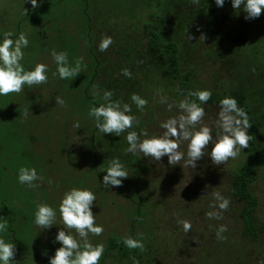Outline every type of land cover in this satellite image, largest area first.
<instances>
[{"label":"rangeland","instance_id":"1","mask_svg":"<svg viewBox=\"0 0 264 264\" xmlns=\"http://www.w3.org/2000/svg\"><path fill=\"white\" fill-rule=\"evenodd\" d=\"M41 11L56 19L51 21L45 14L41 21ZM245 15L242 9L234 11L230 0H224L222 7L213 0H43L35 9L27 0H0V33L11 31L13 38L24 33L29 41L20 61L24 69L35 63L48 67L45 82L22 86L20 92L11 93L8 102L0 96V113H7L0 120V138H7L0 141V218L7 221L0 238L14 244L12 264H48V257L59 246L55 233L63 228L58 204L72 187L95 194L90 207L103 231L98 236L89 233L87 239L104 246L97 264L133 263L120 258L111 247L112 239L140 238L144 249L148 235H153L155 245L169 248L165 239L170 241L181 233L191 237L204 234L206 240L200 242L209 246L229 239L228 244L232 243L222 248L250 256L241 264L264 261L263 244L241 238L237 204L227 194L231 173L254 155L249 143L223 163H212L208 144L194 166H188L185 159L170 165L166 156L155 160L127 151L124 137L128 130L119 136L102 134L88 115L89 107L104 103L103 92L110 90L112 100L130 106L135 122L129 130L159 135L164 131L160 123L179 113L176 105L185 98L179 82L185 72L192 74L193 90L227 95L243 91L260 120L256 145L262 152L261 164L252 191L258 198L256 215L264 220V9L256 18L245 19ZM150 31L162 41L177 42L179 67L172 77L164 72L167 57L147 45ZM50 35L53 47L45 49L42 38ZM105 35L112 37V44L99 51L96 45ZM52 50L65 51L69 65L79 63L80 72L71 80L59 79ZM122 68L131 76L122 75ZM132 93L146 99L142 110L129 99ZM55 97H61L64 104H57ZM160 97L166 101L162 103ZM203 107L200 124L207 125L215 138L219 105ZM74 121L79 122V128L73 127ZM186 144L181 141L177 150L186 152ZM30 156L38 159L34 166L39 177L34 181L36 188H28L16 178ZM113 158L120 160L129 175L122 178L120 186L106 188L100 180ZM217 192L229 201L224 210L216 208L213 193ZM44 202L57 209L56 225L40 229L33 217L36 206ZM209 211L218 212L219 219L209 218ZM180 220L190 222L187 233ZM219 225L226 227L221 233L224 241L216 235ZM64 230L79 241L74 229ZM182 243L163 251L164 255L182 258L184 254L179 255L188 250ZM162 260L161 255L153 257V262ZM232 260L228 264H235Z\"/></svg>","mask_w":264,"mask_h":264},{"label":"clouds","instance_id":"2","mask_svg":"<svg viewBox=\"0 0 264 264\" xmlns=\"http://www.w3.org/2000/svg\"><path fill=\"white\" fill-rule=\"evenodd\" d=\"M43 0H27L32 9H35ZM198 3V0H192ZM217 7H222L224 0H213ZM234 11L241 9L246 13L245 19L256 18L264 9V0H230ZM29 44L24 33H19L13 38L11 31L0 33V96H6L9 93H18L22 86L39 85L46 81L48 67L44 63H35L33 67L25 70L20 61L23 59V49ZM112 44V37L103 36L97 43L99 51L106 50ZM52 60L55 62V74L59 79L71 80L80 72V64L69 65L68 56L65 51L52 50L50 52ZM121 74L130 77L131 73L127 68L121 69ZM113 93L110 90H104L102 100L104 103L90 106L88 110L89 117L95 121L96 128L102 133L115 134L119 136L125 132V141L127 142V151L141 153L142 156H151L159 160L162 156L167 157L168 163H178L182 159L186 160L188 166H194L195 161L205 153V146L211 144L207 149V155L212 163L219 164L228 158H235L242 148L248 147L249 135L246 129L249 127L248 117L243 108L238 107L237 100L233 96H224L218 103V113L216 120V136L212 135L207 125L200 124L204 116L203 105L209 100L211 92L208 89H196L189 91L187 96H194L195 100H189L187 97L180 100L176 107L179 113L175 117H169L160 123L164 130L162 134L148 135L147 131L142 129L139 133L132 129L135 117L130 114L131 109L128 103H122L118 100H112ZM138 110H142L147 103L146 99L136 93L129 97ZM164 103L165 97H160ZM199 101V103H197ZM57 104H64L61 97H55ZM169 108L171 104L167 105ZM27 115V111L25 112ZM200 124L199 127L197 125ZM74 128H79V122H73ZM143 137V138H141ZM214 140V142H212ZM181 141H187L186 152L178 151V144ZM103 176L100 183L104 187L120 186L122 178L129 174L125 171L119 159L110 160L106 169H103ZM17 182L28 188H36L34 183L39 179L34 167H20L17 173ZM216 201V208L224 210L228 207L229 201L220 193H213ZM95 200L93 191L87 188L72 187L65 191L59 201L58 211L60 222L63 228H58L54 240L59 242L53 254L48 257V264H97L103 252V244L93 245L87 239L88 234L100 235L103 227L96 224L91 211V205ZM57 209H54L46 203H40L36 206L33 221L40 229L48 228L56 219ZM209 218L219 219V213L209 211L206 213ZM179 223L185 233L191 228L190 222L180 220ZM7 221L0 218V232L5 231ZM64 229H74L79 241L71 232ZM226 231L224 225H219L216 230L217 238L222 239L221 233ZM123 245L129 249L143 250V243L140 238L127 236L123 238ZM15 252L14 244L0 238V264H12ZM133 264H136L133 259Z\"/></svg>","mask_w":264,"mask_h":264},{"label":"trees","instance_id":"3","mask_svg":"<svg viewBox=\"0 0 264 264\" xmlns=\"http://www.w3.org/2000/svg\"><path fill=\"white\" fill-rule=\"evenodd\" d=\"M190 1L191 0H188V3H190ZM45 14L47 15L48 13H43L41 11V16H42L41 21H43ZM48 16H50V18L52 19L51 21L56 19L54 16H51L50 14H48ZM33 18L37 19L36 16H34ZM38 37L39 36L36 33L37 40ZM42 39L44 41L45 49H50V48L52 49L54 38H52V36L50 35L49 38H47L46 40L44 38ZM37 40L36 42H38ZM147 45L152 49H160L161 52H163V55L167 57L168 61L164 65V72L168 77H172L173 74L177 72L179 67V56H178L179 51H178L177 42L172 40L162 41L159 39V36L156 32L150 31L149 38L147 40ZM191 82H192V74L190 72H185L182 75V78H180V82H179L180 92L185 97H187V99L195 100L196 98L194 96H187L189 91H193ZM224 96L235 97L237 100L238 107L243 108L244 111L246 112L249 123V127L246 129V132L250 137L248 143L250 147L254 150V155L252 159L242 164L231 173L229 189L227 194L228 197L230 199H233L237 204L238 215L241 218V222H242V226L240 228L241 238L248 240H259L261 242V245L263 244L264 247V220H261L256 215L258 198L252 191V184L257 178V168L261 164L262 152L261 149L256 145L258 125L260 124V120L253 113L251 105L247 101L244 92L241 90L234 91L232 92V94L229 95L221 94L219 92H211V96L205 104L219 105L218 101ZM16 97L18 99V96ZM3 99L5 102L10 101L11 93H9L6 96H3ZM197 103H199V101H197ZM16 105L17 104H14V107H16ZM18 112L22 114V112L20 111ZM0 114H1L0 120L3 116L7 117V113H5V111H2ZM13 120H14V116H13ZM1 135L3 136V134ZM6 139H7L6 137L0 138V141L2 140L4 141ZM2 145L3 142L2 143L0 142V147ZM36 157L30 156L29 161H26L24 163V167H26L27 165H28L27 167H34L35 160H38ZM9 165H11V163ZM46 199L48 200V198H45V200ZM44 203L47 204V202ZM181 234L174 236V238L170 239V241L165 239V244L166 245L169 244L168 246L169 248H164L163 246H159V244L155 245L154 243L155 238L153 235H148L149 241L147 245H145L143 250L126 248L123 245L122 242L123 240L118 241L112 239V241H110V244L111 247L116 248L120 258H126L127 260L130 261L134 259L133 255H135L137 258V259L135 258L137 261L136 264H226V263L228 264L232 259H233L232 261H234L235 264H241L242 262L246 263L247 260L250 259V256L249 254H247V252L239 251L238 249H235V251H231L229 249L227 250V248H222V246L228 244V242L230 241L229 239H226L225 240L226 242H221V243L217 242V244L214 243V244H210L209 246L206 245L205 243L204 245H202L201 243V242H205L206 240L205 239L206 235L204 234L197 236L195 235L193 237H191L189 234L188 235L183 233ZM183 241L185 245L188 246V250H186L184 253L179 255L181 256L184 254L182 258H177L178 257L177 255L175 258L172 256L170 258H167V255L166 256L164 255L163 251L167 252L170 250L171 247L176 246L179 243L180 245L183 244L182 243ZM220 241H224V240L220 239ZM106 248L107 247H105V249ZM213 248H215V251L217 250V253H215V251L212 252ZM159 255L163 256L164 260H162L161 262L158 261L153 262V257L154 256L157 257ZM189 257H192V260H189ZM130 262L131 264H133L132 261ZM261 264H264V261H262Z\"/></svg>","mask_w":264,"mask_h":264}]
</instances>
